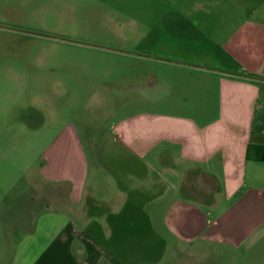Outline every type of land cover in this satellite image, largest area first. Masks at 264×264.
<instances>
[{
    "label": "rangeland",
    "instance_id": "374dc122",
    "mask_svg": "<svg viewBox=\"0 0 264 264\" xmlns=\"http://www.w3.org/2000/svg\"><path fill=\"white\" fill-rule=\"evenodd\" d=\"M195 67L264 78V0H0V264L22 255L53 134L73 125L89 144L121 117L190 102ZM233 254L244 264L201 242L159 264Z\"/></svg>",
    "mask_w": 264,
    "mask_h": 264
},
{
    "label": "crops",
    "instance_id": "0c3cea01",
    "mask_svg": "<svg viewBox=\"0 0 264 264\" xmlns=\"http://www.w3.org/2000/svg\"><path fill=\"white\" fill-rule=\"evenodd\" d=\"M195 68L190 102L121 117L89 144L73 125L53 134L15 264H159L201 242L264 264V162L246 156L264 145V78Z\"/></svg>",
    "mask_w": 264,
    "mask_h": 264
},
{
    "label": "trees",
    "instance_id": "16d2710c",
    "mask_svg": "<svg viewBox=\"0 0 264 264\" xmlns=\"http://www.w3.org/2000/svg\"><path fill=\"white\" fill-rule=\"evenodd\" d=\"M253 158L264 162V145L248 144L246 149V156L249 157L253 153Z\"/></svg>",
    "mask_w": 264,
    "mask_h": 264
}]
</instances>
